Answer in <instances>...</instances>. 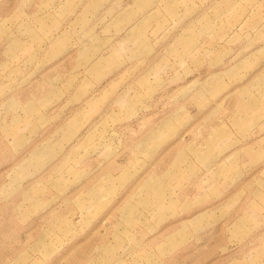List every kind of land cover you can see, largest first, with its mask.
<instances>
[{"label":"rangeland","instance_id":"rangeland-1","mask_svg":"<svg viewBox=\"0 0 264 264\" xmlns=\"http://www.w3.org/2000/svg\"><path fill=\"white\" fill-rule=\"evenodd\" d=\"M0 264H264V0H0Z\"/></svg>","mask_w":264,"mask_h":264},{"label":"crops","instance_id":"crops-1","mask_svg":"<svg viewBox=\"0 0 264 264\" xmlns=\"http://www.w3.org/2000/svg\"><path fill=\"white\" fill-rule=\"evenodd\" d=\"M186 227V226H185Z\"/></svg>","mask_w":264,"mask_h":264}]
</instances>
